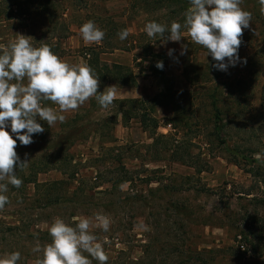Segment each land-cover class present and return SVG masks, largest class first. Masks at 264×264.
<instances>
[{
  "label": "rangeland",
  "instance_id": "obj_1",
  "mask_svg": "<svg viewBox=\"0 0 264 264\" xmlns=\"http://www.w3.org/2000/svg\"><path fill=\"white\" fill-rule=\"evenodd\" d=\"M48 1L53 2L51 13L43 8L47 0H0V44L7 45L21 34L34 38L31 42L35 47L47 44L58 57L82 62L80 56L87 45L75 43L82 37L79 30L90 20L88 17L96 20L97 26L99 19L124 22L120 31L128 29L136 35L135 48L108 49L103 53L108 54L105 61L109 64L130 63L137 85L100 81L98 92L115 85L116 99H142L147 107L152 98L166 94L161 101L167 104H158L155 115L162 118L161 123L173 121L177 127L167 123L159 127L158 133L178 135L191 159L205 170L198 172L189 164L170 161L167 154L151 148L153 139L139 120L132 118L125 124L122 119L121 110L132 113L130 103L113 102L104 108L94 97L90 98L78 109L63 113V123L49 127L46 121H38L45 131L34 135V143L22 146L17 141L21 160H29L24 173L19 172L21 169L16 171L23 183L32 177L29 166L34 162L35 166L50 167L39 172V182L66 180L67 175L58 168L66 164L68 173L75 171V176L57 186L56 192L63 200L56 204H46L44 190L36 191L33 184L21 185L17 190L8 185L5 195L10 202L0 210V257L19 251L18 264H37L43 253H35L33 248L37 243L41 248L49 243L40 239V231H48L56 218L74 227L79 218L101 213L111 220L109 231H90L103 245L109 257L107 264L113 260L128 263L137 258L139 264H175L190 250H212L202 255L192 253L195 259L190 264H264V243L254 249L252 244L258 238L239 237V227L246 224L249 215L264 224V124L259 112L264 82V11L258 0H243L241 4L243 10L252 14L239 49V56L246 63L230 67L227 72L212 67L216 61L207 57V50L193 42L187 31H183L180 42L161 43L160 37L147 40L139 35L157 15L140 13L141 9L130 6L129 0H86L87 9L74 0ZM49 14L51 24L47 20ZM62 22L68 28L66 32ZM147 45L166 56L160 76L154 75L149 63L141 58L142 47ZM182 45H187L184 55H180ZM169 49L175 50L172 56L167 54ZM217 85L222 93L218 104L229 122L225 144L215 137L213 142L208 141L214 115L209 93ZM122 89L125 94L120 92ZM240 91L245 92L242 95ZM43 103L58 109L51 101ZM236 112L240 114L236 116ZM107 133L110 136L104 135ZM111 136L115 142L108 141ZM250 168L259 171V176L248 172ZM124 170L130 172L133 181L113 185ZM143 177L153 179L148 183ZM174 185L179 186L178 190L172 189ZM248 191L253 194L246 195ZM168 201L175 203L178 211ZM181 206L186 215L181 214ZM142 223L149 230H143ZM6 226L17 229L9 233ZM29 233L35 236L30 238ZM177 247L182 251H173ZM94 261L92 264H99Z\"/></svg>",
  "mask_w": 264,
  "mask_h": 264
},
{
  "label": "clouds",
  "instance_id": "obj_2",
  "mask_svg": "<svg viewBox=\"0 0 264 264\" xmlns=\"http://www.w3.org/2000/svg\"><path fill=\"white\" fill-rule=\"evenodd\" d=\"M242 3L243 0H189L183 24L151 21L145 25V32L150 38L160 37L161 43L180 42L182 29H186L191 40L205 48L207 57L216 61L212 67L227 72L230 67L246 63L239 56V49L252 14L241 8ZM258 3L264 11V0ZM79 31L86 44H100L105 36L91 20ZM129 34L128 29H123L118 36L123 41ZM33 39L17 34L7 45L0 44V210L10 202L5 195L8 185L19 188L23 183L16 175L17 169L26 167L29 161L21 160L16 151L17 141L22 146L34 143V135L45 131L38 121H46L51 127L65 121L63 113L78 109L90 98L94 97L100 106L107 108L118 95L115 85L98 92L99 76L89 65H71L53 53L47 44L33 46ZM186 50L187 45H182L180 55ZM174 51L169 49L167 54L172 56ZM156 67L163 70V62H157ZM43 101L53 102L58 109L43 106ZM110 224V218L101 213L79 218L74 227L56 218L48 229L52 242L43 248L37 243L33 248V252L43 253L37 264H92V259L107 264L109 257L90 229L107 232ZM140 227L149 230L143 223ZM20 260L21 253L14 251L0 257V264H18Z\"/></svg>",
  "mask_w": 264,
  "mask_h": 264
},
{
  "label": "trees",
  "instance_id": "obj_3",
  "mask_svg": "<svg viewBox=\"0 0 264 264\" xmlns=\"http://www.w3.org/2000/svg\"><path fill=\"white\" fill-rule=\"evenodd\" d=\"M77 1L81 8L87 9L89 7L88 1L86 0H74ZM130 6H138L140 10V13H144L150 16H156V18L152 19V21H156L158 23L170 25L173 21L180 22L183 24L184 22V13L186 10L190 7L189 0H129ZM47 5L43 4V8H46L50 10L51 13V6H53L52 1L46 2ZM51 5V6H50ZM53 14V13H52ZM49 14L48 16V23L51 24L52 15ZM91 21L95 22L96 20H93L92 17H88ZM89 20V21H90ZM58 23V21H57ZM125 23L124 22H118L115 21L114 19H110L106 21L105 19H99V28L103 31H105V36L104 39L100 44H96L95 46H89L87 47V50L85 51V55L87 56V65H89L91 68H93L96 72V74L99 76V81L102 82H110V83H116L119 86H129L133 87L137 85V75L134 73V69L132 66L129 65H120L119 63H111L109 64L108 62H105L101 59V53L105 52L106 50H115V49H124V50H132L135 48L133 45L134 42H136V35L129 34L127 37V40L121 41L119 39L118 33L120 32L121 26H123ZM62 28L66 32L68 28L65 25V22H62ZM183 31H187L186 29H182ZM139 35L144 36L145 39L149 40L152 39L147 36L145 30H143ZM167 35V33H165ZM57 38H61L59 34L55 35ZM65 37V36H64ZM131 38V40L129 39ZM122 42V43H120ZM124 42V43H123ZM126 42H128L126 44ZM145 46L142 47L144 51V58L141 55L142 60L144 62H148V68L152 71V73L156 76L161 75L164 73L165 70V64H166V56L164 53L157 52L153 50V46ZM61 58V57H59ZM162 61L163 62V70H160L156 67L157 62ZM242 87L239 88L241 90ZM241 92V91H240ZM245 91H242L241 94L243 95ZM222 94L219 90V86L212 87V91L209 93V97L212 99L211 101V107L213 109V131H210L208 134V141L213 142L214 139L213 137L217 138L220 144H225L227 141L226 133H225V127L227 126L228 121H225V117L223 115L222 110L219 107V96ZM166 97V94L160 93L159 95L155 96L150 100L151 106L148 105L149 107L146 106V101L142 99H135V98H126V99H115L114 102L119 103L120 105H124L126 103H130L132 107V113L121 110L120 113L122 115V119L127 124L129 120L132 118H137L143 128L144 131L149 133V136L153 139V143L150 145L151 148L156 149L157 152L167 154L166 159L170 161H178L182 163H186L194 167L198 172H202L204 167L202 166H197L195 164V161H193L191 158V153L186 147L184 149L183 144L181 143L180 139H178V135L175 133H170V134H162L158 133V129L162 125H166L167 123H171L173 121H168L166 123H161V117H158L155 115V108L156 106L167 104V103H162L161 99L164 100ZM159 101V103H156V101ZM149 102V103H150ZM43 103V102H42ZM44 104V103H43ZM156 104V105H155ZM259 112L261 113L263 122L264 124V82L261 87L260 91V104H259ZM240 113L236 112L235 115L238 116ZM173 119V118H172ZM167 121V120H166ZM174 125V124H172ZM174 128L177 127L175 124L173 126ZM104 135H109V133L104 134ZM109 142H115L116 139L111 136L108 139ZM59 158V156L57 157ZM59 159H57L58 161ZM155 161L160 160V159H154ZM236 163L238 160H236ZM37 162H34L30 164V169L32 171V177L28 178L26 182L22 183V186L26 187L28 184H33L34 188L40 190L42 188L44 191L43 193V199L46 201V204H56L59 203L60 201L63 200V197L56 192L57 186L59 184H63L67 182V179L73 178L75 176V171L73 173H68L69 170L67 169V164L62 165L59 168V170L64 174L67 175V179H62V180H56V181H50V182H39L38 181V174L39 172L43 171H48L50 170V167L43 165V166H35ZM70 164V162H69ZM56 168V167H54ZM124 169V167H123ZM20 173H24V169L22 168ZM253 176H259L260 172L257 170H254L253 168H250L248 170ZM19 174V173H18ZM143 179H146L148 183H151L152 179L151 177H143ZM185 179H189V177H185ZM133 181L132 175H130L129 171L124 170L121 172V176L118 179H115L113 182V185L118 184L122 185L128 182ZM46 187V188H44ZM14 190H17L16 187H12ZM179 186L174 185L172 187L173 190H178ZM169 190V188H166ZM253 194L252 192L248 191L246 192V195ZM169 206L174 208L175 210L178 211L177 205L173 203L172 201H168L167 203ZM184 209V206H181V214L186 215L187 212H182ZM180 214V213H179ZM261 221L260 218L254 217L249 215L247 218L246 224L240 225V238L241 239H248L249 236L251 238H258V242L255 244L253 243L252 246L254 249H258L263 245L264 243V236L261 234L264 232V224L260 223ZM258 224H260L258 226ZM245 228V229H243ZM14 229H17V227H10L6 226L5 230L8 231L9 233L13 232ZM263 230L261 233L259 230ZM40 239L49 242L50 244L52 242V237L49 234V231H40ZM30 238L34 237V234L28 235ZM240 239V240H241ZM250 241V240H249ZM173 251L175 252H180L182 251L178 247L174 249ZM205 252L212 253V250H190L189 254L185 258L178 257V261H176L175 264H190V261L193 262L195 258H192V253H197L199 255L204 254ZM139 258L134 259L132 261H129L128 263L120 262L119 260H113L111 264H139ZM98 262V261H94Z\"/></svg>",
  "mask_w": 264,
  "mask_h": 264
},
{
  "label": "crops",
  "instance_id": "obj_4",
  "mask_svg": "<svg viewBox=\"0 0 264 264\" xmlns=\"http://www.w3.org/2000/svg\"><path fill=\"white\" fill-rule=\"evenodd\" d=\"M81 43H83V44H85V45H87V47H89V46H95L96 44L95 43H93V44H86L84 41H83V39H82V37H80V39H79V42L78 43H75V45L76 44H81ZM108 54L107 53H101V59L103 60V61H105V59H107L108 57H105V56H107ZM81 58H82V62H80V61H78V60H74V59H70V58H67V57H63V58H61L62 60H64V61H66V62H68L69 64H71V65H83V64H87V56L85 55V52H84V54L82 55V56H80ZM105 62H107V61H105ZM114 63V62H113ZM130 63H126L125 65H129ZM129 66H132V65H129ZM134 68V67H133ZM120 92L121 93H123V94H125V89H122V90H120Z\"/></svg>",
  "mask_w": 264,
  "mask_h": 264
}]
</instances>
